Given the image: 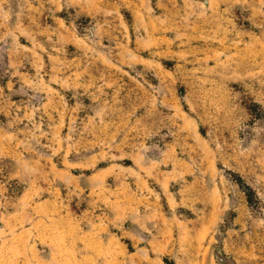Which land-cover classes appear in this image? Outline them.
Segmentation results:
<instances>
[{
  "label": "rangeland",
  "instance_id": "374dc122",
  "mask_svg": "<svg viewBox=\"0 0 264 264\" xmlns=\"http://www.w3.org/2000/svg\"><path fill=\"white\" fill-rule=\"evenodd\" d=\"M165 257L264 264V0H0V264Z\"/></svg>",
  "mask_w": 264,
  "mask_h": 264
},
{
  "label": "trees",
  "instance_id": "16d2710c",
  "mask_svg": "<svg viewBox=\"0 0 264 264\" xmlns=\"http://www.w3.org/2000/svg\"><path fill=\"white\" fill-rule=\"evenodd\" d=\"M235 178H236V181L241 186H243V188L245 189L246 194H247L248 201L250 203H252V201H253V197H252L253 192H252V189L243 183V179L240 176H235ZM164 262H165V264H177L174 259H171L169 257H165L164 258Z\"/></svg>",
  "mask_w": 264,
  "mask_h": 264
}]
</instances>
